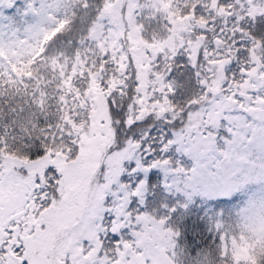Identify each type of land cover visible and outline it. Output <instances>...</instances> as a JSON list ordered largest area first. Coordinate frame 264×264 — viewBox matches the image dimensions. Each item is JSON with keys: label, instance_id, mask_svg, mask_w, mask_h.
I'll return each mask as SVG.
<instances>
[{"label": "snow or ice", "instance_id": "6c2138e0", "mask_svg": "<svg viewBox=\"0 0 264 264\" xmlns=\"http://www.w3.org/2000/svg\"><path fill=\"white\" fill-rule=\"evenodd\" d=\"M0 264H264V0H0Z\"/></svg>", "mask_w": 264, "mask_h": 264}, {"label": "rangeland", "instance_id": "374dc122", "mask_svg": "<svg viewBox=\"0 0 264 264\" xmlns=\"http://www.w3.org/2000/svg\"><path fill=\"white\" fill-rule=\"evenodd\" d=\"M94 109L91 114L92 126L90 128L91 132L96 133L93 137H82V141L87 145L86 150H83L81 157L83 163L72 162L65 164L63 159L57 162V169L59 171L65 172V174L70 177L72 181L73 188L81 189V195L85 190L86 185L90 184L93 187L91 198L95 197L97 200L102 199V194L104 192V185L97 186L91 180V173L99 164L102 157V151L104 150V143L108 140V135L106 137L100 136L101 131H106L105 128H101L99 125L100 120H104L106 115L103 108L100 106L98 100L94 102ZM43 165V162H41ZM103 163L108 167L109 175H115V169L113 165L115 163V158H109L108 160L103 159Z\"/></svg>", "mask_w": 264, "mask_h": 264}, {"label": "trees", "instance_id": "16d2710c", "mask_svg": "<svg viewBox=\"0 0 264 264\" xmlns=\"http://www.w3.org/2000/svg\"><path fill=\"white\" fill-rule=\"evenodd\" d=\"M92 91H93V97H92V102H93V109H94V102H96L97 100H98V102L100 103V106L103 108V110L105 111V115H106V117H105V121L107 122V120H108V112H107V108H106V106H105V102H104V95L103 94H101L100 93V91H99V89L98 88H93L92 89ZM92 112H93V110H92ZM92 112L90 113V116H91V114H92ZM108 140H107V142H105L103 145V147H104V150L102 151V157H101V159H100V161H99V164H98V166L96 167V169L95 170H93V172L91 173V178H90V180L96 185V180H97V173H98V171H99V168H100V166H101V164L103 163V159H104V154H105V152H106V150H107V147L111 144V133L110 132H108ZM61 159H63V158H61ZM104 164V163H103ZM92 191H93V187H92V185H91V183L90 184H88V185H86V187H85V190L83 191V194L81 195L82 197H87V198H89V199H91V196H92Z\"/></svg>", "mask_w": 264, "mask_h": 264}]
</instances>
